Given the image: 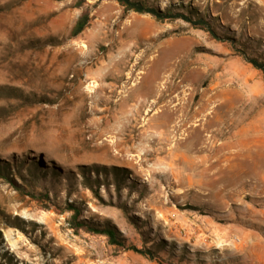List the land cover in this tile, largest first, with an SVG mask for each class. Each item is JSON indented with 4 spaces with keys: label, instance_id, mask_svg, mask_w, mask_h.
I'll return each instance as SVG.
<instances>
[{
    "label": "rangeland",
    "instance_id": "374dc122",
    "mask_svg": "<svg viewBox=\"0 0 264 264\" xmlns=\"http://www.w3.org/2000/svg\"><path fill=\"white\" fill-rule=\"evenodd\" d=\"M77 1L0 0V264H264V0Z\"/></svg>",
    "mask_w": 264,
    "mask_h": 264
},
{
    "label": "trees",
    "instance_id": "16d2710c",
    "mask_svg": "<svg viewBox=\"0 0 264 264\" xmlns=\"http://www.w3.org/2000/svg\"><path fill=\"white\" fill-rule=\"evenodd\" d=\"M86 1L87 0H78L77 6L81 7L82 4L85 3ZM111 1L116 2L125 12H132L140 15H149L159 22L182 20L183 22L190 24L196 29H200L207 32L213 39L218 41L221 40L220 37H218L216 33L211 29V26L207 21L203 20L202 18L193 19L191 13L185 15L183 13L171 12L169 10H160L149 6L147 3H145L142 0H111ZM87 25H88V16L86 13H82L72 28L71 36L76 37L79 34H81L84 31V29L87 27ZM237 55L240 56L245 62L250 64L254 69H256L257 71H259L264 75V63H261L256 58L248 57L244 51H239ZM96 182L98 183V181ZM87 188L92 192L93 189L90 183H88ZM29 196L36 202H41L43 200L50 202V199L48 198L47 195L35 196L32 193H29ZM55 208H56L55 212H58L59 214H62V212H68L71 214L68 225L73 232L78 233L80 230H85L86 232L92 233L94 235L105 237L110 245L116 246L119 249L133 252L134 254L140 255L142 257H146L150 260L153 259L154 255L148 249H144V248L138 249L132 246L126 247L124 243L117 237L115 231L112 228L99 229L83 220H80L79 216L81 212L74 205L67 203L62 210H60L59 207L57 206H55Z\"/></svg>",
    "mask_w": 264,
    "mask_h": 264
},
{
    "label": "bare ground",
    "instance_id": "6f19581e",
    "mask_svg": "<svg viewBox=\"0 0 264 264\" xmlns=\"http://www.w3.org/2000/svg\"><path fill=\"white\" fill-rule=\"evenodd\" d=\"M218 3V2H217ZM121 61H122V59H120V60H118L117 62H115L114 63V65L113 66H110L108 69H107V73H109V72H111L112 70H114V68L116 67V66H119L120 64H121ZM108 66V65H107ZM137 67V66H136ZM103 68V67H102ZM130 75L128 74V77H129ZM171 76H172V71H170V73H168V75L167 76H164V78L161 80V83H168L169 82V80H170V78H171ZM116 79H119L120 78V75H116V77H115ZM127 79H130V78H127ZM129 81V80H128ZM188 81H189V76H187V75H185V76H183L182 78H180V81H179V83H188ZM139 89V88H138ZM112 91V90H111ZM135 93V92H134ZM133 93V94H134ZM142 95H144V94H142ZM138 96H140V94L138 95ZM128 98V97H127ZM120 101H122V99L120 100ZM124 101H127V100H123L122 102H124ZM121 102V103H122ZM144 102V101H143ZM145 103V102H144ZM155 103V102H154ZM157 104V103H156ZM126 105V104H125ZM153 105V104H152ZM123 106V105H122ZM138 107H140V106H138ZM177 107V106H176ZM134 109V108H133ZM179 109V108H178ZM183 109V108H182ZM201 109H203V108H201ZM219 110V109H218ZM138 111H140V110H138ZM176 111H178V110H176ZM126 112V111H125ZM130 112V111H129ZM171 112V111H170ZM124 113V112H123ZM128 113V112H127ZM139 113V112H138ZM185 113V112H184ZM136 114V113H135ZM187 114V113H186ZM169 115V113L167 114V116ZM170 115H172V114H170ZM169 115V116H170ZM179 115H181V114H179ZM182 115H183V113H182ZM125 116V115H124ZM134 116H136V115H134ZM168 116V117H169ZM196 116V115H195ZM128 117H131V115L130 116H128ZM133 117V116H132ZM164 117V116H163ZM182 117V116H181ZM188 117H189V114H188ZM194 117V116H193ZM167 118V117H166ZM159 119H161V118H159ZM209 119V118H208ZM207 119V120H208ZM210 120H212V118H210ZM217 120V119H216ZM221 120V119H220ZM165 122H166V120H164ZM181 121V120H180ZM205 121V120H204ZM203 121V122H204ZM218 121V120H217ZM168 122H170V121H168ZM168 122H167V124H168ZM213 122V121H212ZM212 122H211V124H212ZM171 123V122H170ZM162 124V123H161ZM160 124V125H161ZM174 124V123H173ZM205 124V123H204ZM203 124V125H204ZM207 125H208V123H206ZM160 125H158L159 127H160ZM162 127V126H161ZM182 127V126H181ZM166 128V127H165ZM164 128V129H165ZM172 128H174V127H172ZM161 129V128H160ZM199 129V128H198ZM207 129V128H206ZM194 130V129H193ZM177 131V130H176ZM196 131V130H195ZM203 131V130H202ZM165 132V131H164ZM193 132V131H192ZM198 132V131H197ZM169 133V132H168ZM194 134H196L195 132H194ZM204 134V133H203ZM169 135V134H168ZM167 135V136H168ZM164 136V135H163ZM223 137V136H222ZM196 140V139H195ZM196 143V142H195ZM225 147H226V145L225 144H221L220 146H218V147H216V148H213V153H217V152H219V151H221V150H224L225 149ZM197 152L199 153V152H204L203 150H197ZM218 160L220 161L221 160V158L219 157L218 158ZM218 163V162H217Z\"/></svg>",
    "mask_w": 264,
    "mask_h": 264
}]
</instances>
